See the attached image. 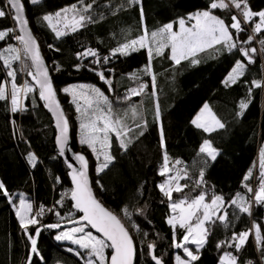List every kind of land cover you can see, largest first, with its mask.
<instances>
[{"label": "trees", "instance_id": "16d2710c", "mask_svg": "<svg viewBox=\"0 0 264 264\" xmlns=\"http://www.w3.org/2000/svg\"><path fill=\"white\" fill-rule=\"evenodd\" d=\"M23 2L29 27L38 42L57 98L69 120L71 148L82 153L89 162V176L95 197L109 211L121 217L133 237L138 253H144L138 255V264H152L146 255V246L150 242H155L157 255L163 258L165 264H175L174 256L177 253L183 254L182 250L171 247L172 230L166 223V219L171 215L169 202L157 187L165 179L158 174L163 163L164 151L160 146L159 127L162 124L170 160L182 161V164L176 167H184L193 180L198 179V172L203 167V154L198 155L203 140H210L219 150L220 154L216 161H209L208 166L204 168L206 183L202 189H196L193 195L201 190L207 192L206 202H210L213 194H222L229 201L237 192L246 199L250 198L252 194L247 193L244 188L243 178L251 169L253 178L247 183L254 189L258 186L259 154L264 147V89L253 88L251 103L243 115L238 113L241 111L240 101L249 98L248 89L251 87V81L264 78L262 72L264 56H257V63L249 65L244 77L230 86H226L224 81L235 61L243 59L235 51L229 53L227 50L222 52L209 50L199 54L197 57L200 60L199 64L193 65L185 60L175 67L171 60L158 57L154 61V71L157 74L155 95L149 94L150 87L148 93L133 97L128 104L117 103L119 97H123L129 88L137 87L140 82L151 85L148 76H142L139 81L130 78L132 73L141 71L147 63L145 50L133 52L128 56H114L108 64H103L102 60L124 42L125 36L134 38L140 34V6L127 8L113 15L109 8L102 5L111 2L115 6L121 0H97L93 10L96 22L58 39L42 17L45 14H54L72 4L78 5V0H43L36 6L31 5L28 0ZM4 3L5 0H0V7H3ZM208 3L209 0H143L144 23L150 31L155 30L165 23L176 21L179 17H187L188 14L204 10ZM248 3L254 12L264 10V0H248ZM4 10L8 11L7 8ZM214 11L225 19L226 23H231L233 13L226 10ZM14 27L10 16L0 18V30ZM248 28V32L239 35L240 40H245L250 34L251 28L250 26ZM261 36H264V32L257 40ZM9 45L22 49L14 38L8 37L0 41V51ZM49 45L53 47L50 48ZM244 47L259 48L260 45L253 41L251 45ZM57 48L59 51L55 50ZM87 48L98 51L101 57L100 64L92 63L93 57L77 60L76 54ZM21 55L23 56L22 51ZM77 64H82L83 67L76 70L74 66ZM57 66L59 71L56 70ZM13 67L19 68L20 62L13 61ZM93 68L96 71L89 70ZM107 69L114 71L109 72ZM99 71H104L105 76L111 79L113 92H109L107 85L100 80L96 74ZM0 78L9 79L2 67ZM25 81L31 82L30 77L18 73V84ZM73 84L99 87L109 95L121 112L129 105L138 106L143 120L147 122L143 136L136 139L135 132L139 129H135V132L126 138L132 140L127 150L122 149L116 140H112L109 151L114 159L103 172H96V161L90 149L79 143L78 115L69 97L62 93L63 88ZM10 86L9 83V90ZM157 102L161 108L159 124L154 118V105ZM204 104L209 105L224 123V128L211 133L195 128L191 121ZM24 105L26 106L24 112L12 115L8 111V104L0 102V182L5 184L15 203L20 194H23L32 204L33 212L43 206L45 209L54 208L60 211L63 217H67L72 206L69 198H63V207L57 204V201L62 199L64 193H70L72 187L67 169L55 150L52 121L39 100L38 91L30 94L24 100ZM127 122L135 128L131 119ZM29 152L37 157L35 168L28 162ZM187 182L191 184L192 180ZM181 183L185 181L181 180ZM187 191L188 189H185V192ZM173 196L176 198L178 194L173 193ZM124 207L133 212L132 220L138 225L139 231L123 217L121 210ZM141 208L145 209V214L137 216L135 211ZM233 210L234 206L228 208L230 220ZM76 217H79L77 213ZM38 219L40 221L38 225H30L28 228L32 234L35 233L36 227L41 228L37 243L40 257L33 254V264H86V255L81 259L68 251L69 248L77 246L55 240L54 233L59 229L43 227L47 224L60 223L61 228H66L68 227L66 225L70 224L67 219H61L47 211ZM254 221L260 224L264 231V207L253 204L251 216L240 214L239 219L234 220L228 228L219 225L218 222L195 264H219L224 252L237 255L239 257L237 264H247L249 260L253 261V264H264L260 246L257 245L254 235H250L239 253H236L234 248H217V243L230 238L233 232L252 230ZM145 232L148 233L146 238ZM189 247L194 248V245ZM106 251L110 255V250ZM29 256L30 241L19 225L15 209L0 194V264H26Z\"/></svg>", "mask_w": 264, "mask_h": 264}, {"label": "snow or ice", "instance_id": "6c2138e0", "mask_svg": "<svg viewBox=\"0 0 264 264\" xmlns=\"http://www.w3.org/2000/svg\"><path fill=\"white\" fill-rule=\"evenodd\" d=\"M28 2L36 6L41 4L43 0H28ZM142 3L143 0H121L115 6L111 2L102 5V7L109 8L113 15L127 8L140 6V34L134 38L125 36L124 42L114 48L109 56H104L102 60L103 64H108L114 56H128L133 52L145 50L147 63L141 71L132 73L130 78L139 81L142 76H148L151 85L147 82H140L137 87L129 88L123 97H119L117 103L128 104L133 97L148 93L150 87L149 94L155 95L157 74L154 71V61L158 57L171 60L175 67L185 60L193 65L199 64L200 60L197 58L199 54L206 53L209 50L214 52L227 50L229 53L235 51L243 59L235 61L224 81L226 86H230L244 77L249 65L257 63V56H264V36L257 40V37L264 32V10L252 11L248 0H209L204 10L188 14L187 17H179L176 21L165 23L151 31L144 23L145 14ZM96 4L97 0H90V2L78 0L79 7L77 4H72L54 14H45L42 20L47 22L48 27L59 39L87 27L89 23H95L93 10ZM4 8H7L8 11L6 12ZM214 10H226L233 13L231 23H226L225 19L215 14ZM6 16L11 17L15 27L0 30V41H4L8 37L14 38L22 46V49L9 45L3 51H0V61H2L0 67L4 70L6 77L9 78L8 80L0 78V102L8 104V111L12 115L22 113L26 110L23 101L38 90L39 99L45 102V107L56 118L58 152L61 157H65L67 167L71 169L70 175L74 184L71 192L64 193L62 199L57 201V204L61 207H63L64 197H68L74 202L68 211L67 217H63L60 211L54 208L45 209L43 206L33 212L32 204L26 202L23 194H20L18 204L15 203L5 184L0 182V194L15 209L19 225L30 241V253L40 257L37 243L41 228L36 227L34 234L29 233L28 228L30 225H38L40 223L38 217H42L47 211L77 225L56 235L55 239L57 241L66 240L76 245L77 248H69L68 251L81 259H84L86 255V264H138V255L144 253H138L133 237L130 235L128 228L125 227L121 217L105 209L93 194L88 181L89 162L86 157L83 154L74 155L73 159L79 163L78 170L71 162H68L65 154L66 151H70L69 120L56 99L57 93L53 88L49 69L45 65L40 54L39 45L29 28V20L26 16L23 0H6L3 7H0V18ZM174 24L178 26L175 30ZM248 26L251 28L250 34L247 35L245 40H240L239 35L248 32ZM253 41H256L260 47H244V45H251ZM49 47L53 46L49 45ZM55 50L59 51L58 48ZM88 57L94 58L91 61L94 64L101 63L98 51L92 48H87L76 54L77 60L87 59ZM29 60L31 63H27ZM13 61H19L20 67H13ZM74 67L79 70L83 65L77 64ZM56 70H60L59 66ZM89 70L96 71L94 68ZM107 71L112 72L114 69H107ZM18 73L26 74L31 78V82L25 81L23 84H18ZM96 74L101 81L109 86V92H113L112 81L105 76L104 71H99ZM9 83L11 85L10 90L8 88ZM253 88L264 89V78L251 81V87L248 89L249 98L240 101L241 111L238 115H243L244 110L251 103ZM63 91L73 97L76 111L80 114L79 143L87 146L92 153L96 154L98 160L101 155L103 156V162L97 168L98 173L103 172L108 167L109 162L114 159L109 151L112 147V137H115L122 149L127 150L128 145L132 143L131 139H126L130 133L135 132V129H139L138 132H135L136 139L144 135L147 122L143 120L138 106L129 105L125 111L121 112L109 98V95L105 94L99 87L81 84L78 87H66ZM80 101H83V103H80ZM154 118L159 124L161 108L158 102L154 105ZM129 119L133 121L135 128L128 124ZM191 123L195 128L202 129L205 133H211L225 127L208 104L203 105L200 113ZM159 135L160 146L164 151L163 163L158 174L165 177V179L157 187L169 202L171 215L166 219V223L172 230L171 247L182 250L183 254L177 253L174 256V261L175 264H195L200 259V252L208 244L212 229L218 222L219 225L228 228L234 220L239 219L240 214L251 216L253 204L264 207V147L261 148L259 154L258 186L254 189L247 183L253 178L251 169L243 178L244 188L247 193L252 194L250 198L246 199L244 195L237 192L234 198L229 201L222 194H213L210 202H206L207 192L201 190L195 195L193 193L196 192V189L203 188L206 183L204 181V168L208 166L209 161H216L220 154L219 150L213 146L210 140H203L198 153V155L203 154V167L198 172V179L193 180L184 167H176V165H181L182 161L175 160L172 162L170 160L166 151L162 124L159 127ZM27 159L35 168L36 155L29 152ZM181 180L185 183H181ZM190 180H192L191 184L187 182ZM185 189H188V191L185 192ZM173 193H177L178 196L174 198ZM233 206L234 210L231 213L232 219L230 220L228 208ZM72 209L75 211H72ZM121 211L123 217L131 223V226L139 231L138 225L132 220L133 212L128 207H124ZM76 213L82 215L76 217ZM135 214L143 216L145 209H136ZM43 227L58 229L62 225L54 223ZM86 228L94 229L100 235H94L91 230L86 231ZM147 235L148 233L145 232V238ZM250 235H254L257 245L260 246L261 256L264 258V231H262V226L255 221L252 230L239 233L233 232L227 240L219 241L217 248H234L236 253H239L248 242ZM178 236L179 239H177ZM189 245H194V248L189 247ZM156 247L155 242L148 243L146 255L154 264H165L163 258L157 255ZM109 249L111 250L110 256L106 251ZM238 260L237 255L224 252L219 264H237ZM26 264H33L31 255L27 258ZM247 264H253V261L249 260Z\"/></svg>", "mask_w": 264, "mask_h": 264}, {"label": "water", "instance_id": "95a60500", "mask_svg": "<svg viewBox=\"0 0 264 264\" xmlns=\"http://www.w3.org/2000/svg\"><path fill=\"white\" fill-rule=\"evenodd\" d=\"M6 1V0H5ZM13 21V20H12ZM13 23H14V21H13ZM14 25H15V23H14ZM30 28V27H29ZM31 30V29H30ZM35 38V37H34ZM17 41V40H16ZM17 43H19L18 41H17ZM38 43V42H37ZM22 47V46H21ZM39 50H40V47H39ZM40 54H41V51H40ZM41 56H42V54H41ZM42 58H43V56H42ZM43 60H44V58H43ZM45 62V61H44ZM29 63H31V61L29 60ZM45 65H46V63H45ZM47 66V65H46ZM50 74V73H49ZM51 78V77H50ZM30 81H31V78H30ZM53 88H54V86H53ZM55 90V89H54ZM38 91V90H37ZM39 97V96H38ZM56 99H57V101L59 102V100H58V98H57V95H56ZM40 100V99H39ZM40 102L42 103V105H43V108H44V110H45V112L47 113V115L50 117V119H51V121H52V125H53V129H54V132H55V137H54V146H55V150H56V152H57V154H58V156H59V158L61 159V161L63 162V164L65 165V167H66V169H67V174H68V179H69V182H70V184H71V187H72V189L74 188V184H73V182H72V180H71V175H70V173H71V169H69L68 167H67V162H66V160H65V157H61L60 155H59V152H58V145H57V143H56V138H57V135H58V130H57V128H56V118L53 116V114H52V112H50L49 110H48V108L47 107H45V102L44 101H41L40 100ZM59 104H60V102H59ZM61 105V104H60ZM61 108H62V106H61ZM69 136H70V132H69ZM69 147H70V151H66V156H67V158H68V162H71L73 165H74V167L75 168H77V170L79 169V163H78V161H75L74 159H73V157H74V155L75 154H82V153H78V152H75V151H73V149L71 148V144H70V142H69ZM88 181H89V186L91 187V189H92V186H91V180H90V176H89V167H88ZM93 190V189H92ZM93 194H94V192H93ZM69 200H70V202H71V204H73L74 202L73 201H71V199L69 198ZM102 205V204H101ZM105 209H107L104 205H102ZM74 210V209H73ZM108 210V209H107ZM75 211V210H74ZM79 216L80 215H82V214H80V213H77ZM71 225H75V224H68V225H66V226H71ZM88 229V228H87ZM88 230H91L92 232H93V234L94 235H97V236H99L100 234L99 233H96L95 232V230L94 229H88ZM110 250V249H109ZM30 255L32 256L33 254H31L30 253ZM110 255H111V250H110ZM109 255V256H110ZM150 259V258H149ZM150 261H151V259H150ZM151 263L152 264H154V262L153 261H151Z\"/></svg>", "mask_w": 264, "mask_h": 264}, {"label": "rangeland", "instance_id": "374dc122", "mask_svg": "<svg viewBox=\"0 0 264 264\" xmlns=\"http://www.w3.org/2000/svg\"><path fill=\"white\" fill-rule=\"evenodd\" d=\"M79 7V6H78ZM46 24H47V22H46ZM176 27H178V26H176L175 24H174V30H175V28ZM11 46H13V47H15L14 45H11ZM229 75V74H228ZM228 75H227V77H228ZM226 77V78H227ZM226 80V79H225ZM79 85H81V84H73V85H70V86H67V87H78ZM83 85H88V86H92V85H89V84H83ZM107 85V84H106ZM11 87V86H10ZM107 87L109 88V86L107 85ZM66 88V87H65ZM64 89V88H63ZM63 89H62V93H64V94H66L68 97H69V100H70V103L72 104V106H73V108H74V110L76 111V104L73 102V97L72 96H70V95H68L67 93H65L64 91H63ZM23 103H24V101H23ZM80 103H83V101H80ZM203 108V107H202ZM201 108V109H202ZM201 109H200V111H201ZM200 111L196 114V116L200 113ZM76 113H77V111H76ZM77 115H78V120H79V122H80V114L79 113H77ZM195 116V117H196ZM194 117V118H195ZM79 131V130H78ZM112 140H116L115 139V137H112ZM91 151V150H90ZM92 153V152H91ZM92 155H93V157H94V159H95V161H96V172H97V168H98V166H99V164L101 163V162H103V156L101 155L100 156V158H99V160L97 159V156H96V154H94V153H92ZM111 162H109V164H110ZM259 163H260V161H259ZM108 164V165H109ZM26 202H28V203H30L27 199H26ZM17 204H18V200H17ZM70 224H72V223H70ZM77 225H73V226H68V227H66V228H58L59 230H57L55 233H54V238L56 237V235H58V234H60L61 232H63V231H66V230H69V229H71V228H73V227H76ZM86 231H87V229H86ZM56 240V239H55ZM57 241V240H56ZM58 242H69V241H66V240H64V241H58ZM70 243V242H69ZM76 246V245H75ZM94 259V258H93Z\"/></svg>", "mask_w": 264, "mask_h": 264}, {"label": "built area", "instance_id": "2783aa9c", "mask_svg": "<svg viewBox=\"0 0 264 264\" xmlns=\"http://www.w3.org/2000/svg\"><path fill=\"white\" fill-rule=\"evenodd\" d=\"M250 32H251V30H250Z\"/></svg>", "mask_w": 264, "mask_h": 264}, {"label": "crops", "instance_id": "0c3cea01", "mask_svg": "<svg viewBox=\"0 0 264 264\" xmlns=\"http://www.w3.org/2000/svg\"><path fill=\"white\" fill-rule=\"evenodd\" d=\"M25 198V197H24ZM26 199V198H25Z\"/></svg>", "mask_w": 264, "mask_h": 264}]
</instances>
